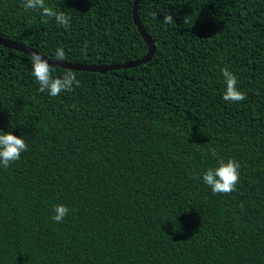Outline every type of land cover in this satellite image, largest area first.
I'll list each match as a JSON object with an SVG mask.
<instances>
[{
  "label": "trees",
  "instance_id": "obj_1",
  "mask_svg": "<svg viewBox=\"0 0 264 264\" xmlns=\"http://www.w3.org/2000/svg\"><path fill=\"white\" fill-rule=\"evenodd\" d=\"M45 3L68 30L0 0V38L54 61L62 48L73 65L148 53L134 0ZM137 15L152 59L70 70L80 86L56 97L38 91L30 56L0 45V132L28 146L0 166V264H264V0H140ZM222 68L246 100L222 99ZM228 159L236 191L213 194L202 175Z\"/></svg>",
  "mask_w": 264,
  "mask_h": 264
},
{
  "label": "clouds",
  "instance_id": "obj_2",
  "mask_svg": "<svg viewBox=\"0 0 264 264\" xmlns=\"http://www.w3.org/2000/svg\"><path fill=\"white\" fill-rule=\"evenodd\" d=\"M21 7L25 11H39L43 17L42 23H47L49 19H54L56 24L65 30L71 26L70 17L64 12H57L52 7L46 5L45 0H21ZM153 18L157 13L151 14ZM172 13L163 12L162 22L165 25H174ZM85 49H81L83 53ZM66 54L62 48H57L54 59L58 62L66 60ZM31 74L39 85L38 91L47 93L50 97H56L61 92H71L74 87L80 86V81L72 71H66L62 77H53L52 67L48 61L38 53L30 56ZM221 75L224 80L225 89L222 99L228 103H240L247 99L244 92L237 88V77L228 69L222 68ZM28 146L25 140L9 133L0 132V166L8 168L10 164L20 160L21 154L27 151ZM213 157L217 155L215 149H209ZM240 164L234 159L227 162L220 160L218 166L207 169L202 175L203 183L208 186L213 194H230L236 191V185L240 177ZM54 215L51 217L55 223H61L68 214L69 209L61 204L55 205L52 209Z\"/></svg>",
  "mask_w": 264,
  "mask_h": 264
},
{
  "label": "water",
  "instance_id": "obj_3",
  "mask_svg": "<svg viewBox=\"0 0 264 264\" xmlns=\"http://www.w3.org/2000/svg\"><path fill=\"white\" fill-rule=\"evenodd\" d=\"M139 1L140 0H134V4L132 7V16H133V21L137 27L138 32L140 33L141 37L143 38V40L145 41V43L148 47V53L144 58H142L140 60L133 61V62L119 63V64L106 65V66L73 65V64H67V63H61V62L54 61V60H51V59H48L45 57H43V58L46 59L48 61L49 65L53 66V67H59V68H63V69L83 71V72H94V73H100V74H105L107 72H112V71H117V70L130 69V68L138 67L142 64L148 63L152 59V57L155 53V47H154V44L152 43V40L148 37L146 32L143 30V28H142V26L138 20L137 8H138ZM0 45L11 48V49H15V50L20 51L23 54H26L28 56H31L32 53H36L35 51H33L31 49H27L23 46L16 44V43H13V42L1 39V38H0Z\"/></svg>",
  "mask_w": 264,
  "mask_h": 264
}]
</instances>
